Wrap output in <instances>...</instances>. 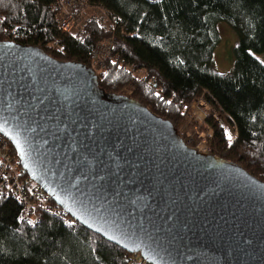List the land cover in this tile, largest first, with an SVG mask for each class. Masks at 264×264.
Returning <instances> with one entry per match:
<instances>
[{
	"label": "water",
	"instance_id": "95a60500",
	"mask_svg": "<svg viewBox=\"0 0 264 264\" xmlns=\"http://www.w3.org/2000/svg\"><path fill=\"white\" fill-rule=\"evenodd\" d=\"M0 133L68 215L148 264H264V181L80 62L0 41Z\"/></svg>",
	"mask_w": 264,
	"mask_h": 264
},
{
	"label": "trees",
	"instance_id": "16d2710c",
	"mask_svg": "<svg viewBox=\"0 0 264 264\" xmlns=\"http://www.w3.org/2000/svg\"><path fill=\"white\" fill-rule=\"evenodd\" d=\"M54 1L0 0V41L37 46L57 60L80 62L95 71L106 93L130 86L131 98L177 129L185 120L182 103L207 92L220 106L222 120L236 130L228 144L221 125L209 119L211 153L264 181V63L251 53L264 50V0H87L84 9L93 11L77 24L84 9L79 10L67 32L57 26ZM108 15L118 22L115 32ZM218 21L237 35L227 73L213 68ZM110 35L112 58L95 69L94 47ZM51 41L60 48L51 49ZM126 64L143 76L135 78ZM149 79L160 93L148 85ZM20 212L16 199L0 196V264H126L130 257L76 221L70 225L38 209L30 224L19 220Z\"/></svg>",
	"mask_w": 264,
	"mask_h": 264
},
{
	"label": "built area",
	"instance_id": "2783aa9c",
	"mask_svg": "<svg viewBox=\"0 0 264 264\" xmlns=\"http://www.w3.org/2000/svg\"><path fill=\"white\" fill-rule=\"evenodd\" d=\"M88 6L87 0H55L54 7L57 10L56 23L63 32L72 30L75 23L76 13ZM113 32L116 31L118 22L114 16L108 15ZM51 49H59L60 44L57 41L49 43ZM113 38L110 35L106 39L97 43L93 50L92 64L95 69L103 68L105 61L112 58ZM127 69L136 78H141L143 73L136 69L133 64H126ZM153 91L160 93L161 88L154 83L153 80L147 81ZM207 92L203 91L191 102H184L181 105V112L185 115V120L177 129L179 135L187 144H194V148L202 153H211V137L212 127L209 119L217 122L225 131L227 143L229 144L236 136L234 125L233 136L226 135L227 127L221 120L219 111L220 106L216 102H211L207 97ZM223 115L227 116L223 112ZM10 195L16 199L21 205V212L18 216L21 221H32L33 224L37 220V210L47 211L67 224H73L74 219L68 215L58 204L49 197L44 190L36 184L26 171L20 165L17 154L9 140L0 133V196ZM126 264H148L139 255V253H131Z\"/></svg>",
	"mask_w": 264,
	"mask_h": 264
},
{
	"label": "rangeland",
	"instance_id": "374dc122",
	"mask_svg": "<svg viewBox=\"0 0 264 264\" xmlns=\"http://www.w3.org/2000/svg\"><path fill=\"white\" fill-rule=\"evenodd\" d=\"M91 11H93V9L90 7L82 10L76 19L77 24H80L84 20V18L87 16V14H89ZM108 24L109 26H111V32H113L111 23H108ZM76 28L77 26L73 30H75ZM215 28H216L219 40L213 49V55H212L213 68L215 71L219 73H227L232 68L233 47L237 42V35L235 31L232 29V27L225 21H218ZM251 53L260 62L264 61V50L262 52H251ZM119 93L130 95L131 93L130 86H125ZM223 123L228 129V132L226 133V135L233 136L232 127H230L229 124L225 121H223Z\"/></svg>",
	"mask_w": 264,
	"mask_h": 264
},
{
	"label": "snow or ice",
	"instance_id": "6c2138e0",
	"mask_svg": "<svg viewBox=\"0 0 264 264\" xmlns=\"http://www.w3.org/2000/svg\"><path fill=\"white\" fill-rule=\"evenodd\" d=\"M261 63H264V61H261ZM229 139H231V137L229 136ZM29 223H32V221H29Z\"/></svg>",
	"mask_w": 264,
	"mask_h": 264
}]
</instances>
